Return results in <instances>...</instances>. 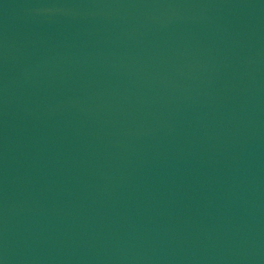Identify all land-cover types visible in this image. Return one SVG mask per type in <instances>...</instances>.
<instances>
[{"label":"water","instance_id":"1","mask_svg":"<svg viewBox=\"0 0 264 264\" xmlns=\"http://www.w3.org/2000/svg\"><path fill=\"white\" fill-rule=\"evenodd\" d=\"M0 264H264V0H0Z\"/></svg>","mask_w":264,"mask_h":264}]
</instances>
